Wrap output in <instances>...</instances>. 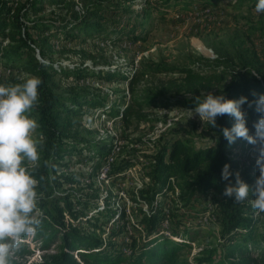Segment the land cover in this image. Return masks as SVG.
Instances as JSON below:
<instances>
[{
	"label": "trees",
	"instance_id": "trees-1",
	"mask_svg": "<svg viewBox=\"0 0 264 264\" xmlns=\"http://www.w3.org/2000/svg\"><path fill=\"white\" fill-rule=\"evenodd\" d=\"M78 1L81 8L75 7L74 0H0V60L10 68L18 66V71L14 73L16 76L23 73L27 75L26 78L39 76L42 80L39 102L31 112L39 125L36 131L39 137L43 136L39 160L31 168L38 182L39 203L35 215L40 224L34 234L23 237L20 247L14 253L12 264H191L181 256L180 251L190 245L189 241L195 239L199 230L188 229L183 232V241L159 231V225L166 216L164 200L175 192L176 197L184 203L192 202L195 197L208 196L210 199L211 210L222 238V250L218 258H215L213 255L216 248H205L203 251L207 255L200 262L264 264V226L263 222L256 225L259 213H255L251 206L252 195L243 202H235L234 197L223 195L228 183L221 179L225 163L230 165L233 184L237 171L250 185L254 186L256 178L250 175V166H245L241 155L233 150V147H239L245 140L237 139L229 145L222 134L224 127L230 128L234 123L231 116L217 117L215 128L204 124L199 118L190 124L188 130L181 126H171L157 136L155 151L150 154L147 171L144 173L147 181H143L141 187L134 190L135 195L131 196L133 202L139 204L141 217L138 221L144 234L141 235L140 230H137L139 235L128 236L127 253L114 245L111 238L107 239L106 245L102 243L100 234L96 232H102L101 225L99 229L96 228L98 218L90 222L84 213L93 205V211L99 217L103 216L100 219L102 223L117 214L113 219L117 227L109 231L114 237L123 231L122 227L126 223L123 208L115 212L104 206V209H100L99 204H91L90 200L99 198V194L92 193L86 199H71L67 192L59 190L62 182L77 183L76 177L84 178L83 175L60 173V168L70 167V161L87 160L97 170L101 161L113 149L109 142L99 144L81 135L84 129L83 115L97 112L127 122L132 113L144 107H168L171 100L185 107H196V102L202 101L208 92L223 94L230 99H238L243 95L251 101L254 99L253 93H264V42L262 49L258 50L249 40L250 37L245 36L246 40L241 36L230 38L224 43L212 44L216 56L208 58L200 55L196 66L153 64L146 70L132 67V76L125 70L54 66L49 38L57 34L66 40L79 42L120 37L132 41L143 39L136 32L141 25L130 21L134 12L127 9L125 3L130 0ZM199 1L206 3L211 0ZM235 1L251 9H255L257 3V0ZM149 3L162 13L170 7H186L193 0H149ZM47 7H50L48 13ZM124 15L126 23L121 25ZM258 18L264 27V12L259 13ZM32 30L36 33L33 34ZM36 47L41 58L35 55ZM86 56L93 58L90 54ZM157 71L181 74L170 79L178 89L169 94L159 86L154 90L139 92L131 88L138 75L154 74ZM58 73L72 74L77 78L86 75L103 79L122 77L128 80L130 95L129 98H123L124 102L117 100L108 104L103 96L70 86L62 87L55 80ZM242 110L246 114L247 126L252 127L251 134H254L253 122L258 120L260 114L254 106L250 108L248 104L242 105ZM179 131H183V134H178ZM194 132L196 137L206 140L196 145L192 137L184 134ZM123 167L124 164L113 166L111 172L117 173ZM111 195H105L104 200L109 201ZM74 204L78 208H74ZM120 219L123 220L122 224L118 223ZM82 221L90 228L86 229ZM174 236H177L176 233ZM29 243L42 251L40 258L29 262L24 258V263H18L15 259L33 253Z\"/></svg>",
	"mask_w": 264,
	"mask_h": 264
},
{
	"label": "rangeland",
	"instance_id": "rangeland-1",
	"mask_svg": "<svg viewBox=\"0 0 264 264\" xmlns=\"http://www.w3.org/2000/svg\"><path fill=\"white\" fill-rule=\"evenodd\" d=\"M74 1L75 7L81 8L80 2ZM125 3L127 9L134 12L130 21L141 25L136 32L143 36V39L138 38L132 41L129 38L120 37L113 40L87 39L79 42L78 40H66L57 34L49 38L50 55L54 66L66 68L87 66L96 69L125 70L132 76L133 68L146 70L151 68L148 67L149 65L153 64L196 66L198 56L203 55L208 58L216 56L212 44L224 43L230 38L241 36L246 40V37H250L249 40L254 46L258 50L262 49L264 27L258 18L259 13L254 8H248V5L240 4L235 0H211L206 3L193 0V3L186 7L175 9L170 7L168 11L162 13L151 7L149 0H130ZM49 11L50 7H47L46 13ZM125 15L121 25L126 23ZM32 33L35 34L36 31L32 30ZM86 54H90L93 58L87 57ZM35 55L41 58L37 47ZM18 68V66L10 68L0 60V84L23 83L27 75L22 73L21 76H16L14 73ZM216 71L219 72V68ZM180 75L177 72L162 71L154 74L142 73L137 76L131 88L139 92L154 90L159 86L164 92L170 94L178 89L170 82V79ZM55 80L59 81L62 87L70 86L103 96L108 104L129 98L130 95L128 80L122 77L103 79L86 75L77 78L72 74L58 73ZM194 109L195 107H185L180 102L171 100L168 107H144L132 113L127 122L121 121L118 117L109 118L102 114L99 115L97 112L83 115L84 129L81 130V135L95 143L109 142L113 149L101 161L97 170L93 168L94 164L87 160L70 161V167L60 168V173L83 175L84 178L76 177L77 183L62 182L59 190L67 192L71 199L75 197L86 199L92 193L99 194V198L90 199L91 204L97 203L100 209L105 207L112 212L120 207L124 209L126 223L122 227L123 231L114 237L109 231L117 227L113 220L117 214H113L111 219L102 223L100 219L103 216L99 217L98 213L93 211V205L84 211L90 222H95L94 218H98L96 228L99 229L98 226L101 225L102 232L100 230L96 232L100 234L102 243L106 245L107 239L111 238L114 245H118L121 251L126 253L129 251L126 246L129 241L128 236L138 234L137 230L141 232L142 228L138 221L141 217L138 210L139 204L133 202L131 196L135 195L134 190L140 188L143 181H147L144 173L150 161L149 156L155 151V139L171 126H181L188 130L190 124L199 119V116L195 114L188 118L189 110L194 112ZM248 128L251 134L252 127L248 126ZM178 134H183V131H179ZM184 134L192 137L196 145L206 140V138L196 137L195 132ZM35 135L39 138L37 131ZM253 149L254 146L246 141L239 147H233L234 152L239 153L245 160V166H250V175L256 177L259 172L255 168ZM118 164H124V167L121 171L112 173L113 166H118ZM103 174H105L104 177H102ZM176 193L169 194V197L164 200L166 216L159 225V231L178 241H183L181 237L183 232L188 229H198L194 240H184L189 241L190 245L180 251L181 256L191 264H204L200 262V259L207 255L203 250L215 247L216 253L213 256L218 258L222 250V238L211 210L209 197H195L192 202L184 203L176 197ZM108 194L112 195L109 201H105L104 196ZM74 208H78V205L74 204ZM258 217L259 221L256 225L263 222L264 226V213H259ZM122 221L120 219L118 223L122 224ZM82 224L87 227L86 229L90 228L84 221ZM143 234L144 232H141V235ZM29 247L33 248V253L15 259L18 263H24V258L27 262L40 258L42 251L36 249L33 243H29Z\"/></svg>",
	"mask_w": 264,
	"mask_h": 264
},
{
	"label": "clouds",
	"instance_id": "clouds-1",
	"mask_svg": "<svg viewBox=\"0 0 264 264\" xmlns=\"http://www.w3.org/2000/svg\"><path fill=\"white\" fill-rule=\"evenodd\" d=\"M257 13L264 12V0H257ZM39 76H31L23 83L0 84V264H12L15 251L23 237L34 234L40 220L35 213L38 208V182L32 175L38 160L43 136L35 135L38 122L31 116L39 102ZM249 101L246 96L238 99L226 98L223 94L208 92L202 101L196 102L194 112L189 110L188 118L194 114L211 127H216L217 117L228 115L234 118L232 126L224 127L222 134L229 145L243 139L254 146L255 168L259 175L254 186L247 183L237 171L235 183L230 165L225 163L221 179L227 181L223 190L226 197L243 202L251 194V206L255 213H264V93ZM255 107L259 113L253 122L254 134H250L246 114L242 105Z\"/></svg>",
	"mask_w": 264,
	"mask_h": 264
},
{
	"label": "built area",
	"instance_id": "built-area-1",
	"mask_svg": "<svg viewBox=\"0 0 264 264\" xmlns=\"http://www.w3.org/2000/svg\"><path fill=\"white\" fill-rule=\"evenodd\" d=\"M105 176V174H103V176L102 177H104Z\"/></svg>",
	"mask_w": 264,
	"mask_h": 264
},
{
	"label": "bare ground",
	"instance_id": "bare-ground-1",
	"mask_svg": "<svg viewBox=\"0 0 264 264\" xmlns=\"http://www.w3.org/2000/svg\"><path fill=\"white\" fill-rule=\"evenodd\" d=\"M201 46V45H200Z\"/></svg>",
	"mask_w": 264,
	"mask_h": 264
}]
</instances>
